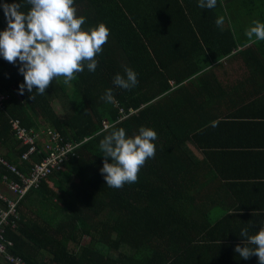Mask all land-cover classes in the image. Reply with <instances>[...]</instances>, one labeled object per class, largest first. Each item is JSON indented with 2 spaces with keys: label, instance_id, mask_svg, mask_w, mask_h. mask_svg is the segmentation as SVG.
Instances as JSON below:
<instances>
[{
  "label": "trees",
  "instance_id": "obj_1",
  "mask_svg": "<svg viewBox=\"0 0 264 264\" xmlns=\"http://www.w3.org/2000/svg\"><path fill=\"white\" fill-rule=\"evenodd\" d=\"M246 1L217 0L215 8L202 9L199 0H74L77 15L86 18L83 29L104 24L110 35L96 57L95 72L88 71L85 65L75 80L65 83L62 77L58 78L43 95L35 90L31 94L26 89L23 95L19 94V86L24 82L19 71L21 64L9 63L0 56V93L7 96L0 110V152L5 158H0V182L13 181V176L18 180L10 166L26 174L31 168L30 163L21 161L27 146L13 134L11 119L19 120L28 130H51L63 140L79 143L62 170L54 171L38 189L26 195L25 201L19 202L17 228L7 229L5 234L14 243V256L28 264L181 261L182 216L175 208L183 199L185 202L190 198V203L194 198L189 193L192 181L179 176L183 165L188 173L190 163L196 167L198 160L180 145L184 140L196 141L200 125L196 109L183 120L180 107L169 92L181 93L182 83H190L203 67L182 68L180 72L175 67L170 70L174 73H168V57L162 50L168 47L183 60L182 46L174 40L183 28L196 27L199 35L203 33L201 27L212 28L207 17L222 16L223 28L228 32L234 31L232 21L234 26L240 23L245 34L243 25L248 26V21L234 19L232 12L239 17L246 10ZM14 2L20 0H0V32L7 27L3 4ZM29 9L30 5L25 4L22 10ZM262 16L258 13L260 18L256 21H261ZM243 37L249 40L246 35ZM204 38L208 39L205 33ZM234 44L232 41L218 50L208 46V51L214 59L222 58ZM126 68L138 74L139 83L131 90L113 83L115 75H124ZM169 81H173L174 89ZM109 88L113 103L102 99ZM57 98L66 110L63 116L53 107ZM113 126L124 128L126 137L139 134L142 126L157 132L155 157L140 169L136 183L118 189L105 185L100 172L104 157L99 142ZM182 134L185 136L181 137ZM38 147L42 149L43 145ZM42 152L34 162L43 160L46 154ZM49 181L57 190L47 189ZM85 237L87 242L82 243Z\"/></svg>",
  "mask_w": 264,
  "mask_h": 264
},
{
  "label": "crops",
  "instance_id": "obj_2",
  "mask_svg": "<svg viewBox=\"0 0 264 264\" xmlns=\"http://www.w3.org/2000/svg\"><path fill=\"white\" fill-rule=\"evenodd\" d=\"M250 2H245L246 10L239 17L232 12L234 19L248 21L244 30L260 18L258 13L263 14L260 22H264V0ZM205 19L212 28L201 27V35L196 27L183 28L174 40L182 46L183 60L168 47L162 50L168 57V73H174L170 70L175 67L179 72L203 67L190 83H182L181 93L169 92L183 120L196 109L200 125L197 140H184L180 145L198 163L196 167L190 163L188 173L183 165L179 176L192 181L189 193L194 199L190 203V198L183 199L175 208L182 216L181 261L176 264H259L256 255L243 259L234 249L237 244L244 246L246 238L239 235L242 228L254 235L264 220V41L245 39L240 23L234 26L232 21L234 31L228 32L216 26V16ZM232 41L231 51L222 58L214 59L208 51V46L218 50ZM168 83L175 88L173 81ZM6 183L0 182V210L6 209L4 199H16ZM48 185V190H57L51 181ZM7 229L14 231L6 227L5 234ZM84 239L82 243L88 238ZM0 263L5 264L1 259Z\"/></svg>",
  "mask_w": 264,
  "mask_h": 264
},
{
  "label": "clouds",
  "instance_id": "obj_3",
  "mask_svg": "<svg viewBox=\"0 0 264 264\" xmlns=\"http://www.w3.org/2000/svg\"><path fill=\"white\" fill-rule=\"evenodd\" d=\"M25 4L30 5L27 12L22 10ZM216 4L217 0H199L198 6L213 9ZM3 10L7 27L0 32V56L12 64L20 62L19 71L24 82L19 86V94L23 95L26 89L31 94L35 90L43 95L58 78L62 77L65 83L75 80L85 65L88 71L95 72L98 66L96 57L107 43L110 30L104 24L83 29L86 18L77 15L74 0H20L4 3ZM215 23L222 28L224 18L218 17ZM245 35L249 40L264 41V22L253 21ZM113 83L131 90L139 83L138 74L126 68L124 75H115ZM31 99H34L33 95ZM102 99L107 103L114 102L111 88L106 90ZM156 139L157 132L150 127L142 126L139 134L126 137L124 128L113 126V130L99 142L104 157L100 172L104 175L105 185L118 189L136 183L140 169L155 157ZM239 235L246 238L243 239L244 246L237 244L234 249L239 257L249 259L256 255L259 264H264V227L254 235H249L245 227Z\"/></svg>",
  "mask_w": 264,
  "mask_h": 264
},
{
  "label": "built area",
  "instance_id": "obj_4",
  "mask_svg": "<svg viewBox=\"0 0 264 264\" xmlns=\"http://www.w3.org/2000/svg\"><path fill=\"white\" fill-rule=\"evenodd\" d=\"M7 96L0 93V110L3 109V102ZM13 134L21 141V144L27 146L25 152L21 155V161L31 164L30 171L26 174L17 167L10 166V170L15 173L18 180L7 182V186L12 193L16 195L15 200H6V209L0 210V259L5 264H28L23 259L12 254L14 245L5 237L6 227L13 230L17 228V222L20 219L17 206L26 195L33 189H38L43 181L49 178L54 171L60 169L69 156L73 154L79 143H73L58 135L51 130H42L40 132L28 130L23 127L19 120L11 119ZM38 144H42L40 149ZM44 150L46 156L42 161L34 162V158L40 156ZM0 162L2 160L0 159ZM0 198H2L0 194ZM262 227H264V220Z\"/></svg>",
  "mask_w": 264,
  "mask_h": 264
},
{
  "label": "rangeland",
  "instance_id": "obj_5",
  "mask_svg": "<svg viewBox=\"0 0 264 264\" xmlns=\"http://www.w3.org/2000/svg\"><path fill=\"white\" fill-rule=\"evenodd\" d=\"M67 91H69V88H67ZM53 107L55 109V112L58 115H60V116L65 115V111L66 110H64V107H63L62 103L59 101L58 98L53 102ZM84 241H85V239H84Z\"/></svg>",
  "mask_w": 264,
  "mask_h": 264
}]
</instances>
